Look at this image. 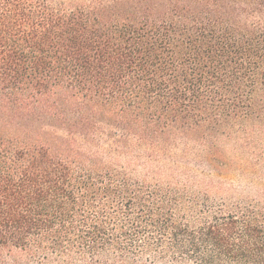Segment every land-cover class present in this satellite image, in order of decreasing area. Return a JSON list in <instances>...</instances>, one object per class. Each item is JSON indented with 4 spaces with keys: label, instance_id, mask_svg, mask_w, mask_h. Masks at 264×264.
I'll return each mask as SVG.
<instances>
[{
    "label": "trees",
    "instance_id": "obj_1",
    "mask_svg": "<svg viewBox=\"0 0 264 264\" xmlns=\"http://www.w3.org/2000/svg\"><path fill=\"white\" fill-rule=\"evenodd\" d=\"M251 121L264 0H0V264H264L260 204L143 167Z\"/></svg>",
    "mask_w": 264,
    "mask_h": 264
},
{
    "label": "rangeland",
    "instance_id": "obj_2",
    "mask_svg": "<svg viewBox=\"0 0 264 264\" xmlns=\"http://www.w3.org/2000/svg\"><path fill=\"white\" fill-rule=\"evenodd\" d=\"M147 160V159H145ZM143 167L211 201L264 208V129L248 122L233 135L210 141L173 142L168 155Z\"/></svg>",
    "mask_w": 264,
    "mask_h": 264
}]
</instances>
